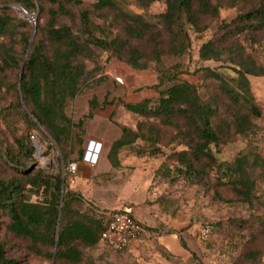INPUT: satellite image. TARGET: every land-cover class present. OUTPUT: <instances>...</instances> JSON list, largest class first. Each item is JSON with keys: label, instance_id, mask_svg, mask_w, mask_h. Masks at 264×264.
Returning <instances> with one entry per match:
<instances>
[{"label": "trees", "instance_id": "1", "mask_svg": "<svg viewBox=\"0 0 264 264\" xmlns=\"http://www.w3.org/2000/svg\"><path fill=\"white\" fill-rule=\"evenodd\" d=\"M138 1L148 6L158 0ZM163 1L165 9L157 16L159 28L145 22L140 15L123 12L116 0H95L90 9L81 8L77 14L72 9L86 6L85 0H9L26 15L38 14L32 35L23 40L20 73L14 85L17 108L30 130L40 132L42 128L47 133L61 155L63 166H67L73 152L81 160L82 151L80 148L74 151L73 144L75 140L78 147L81 145L84 119H91L93 110L111 103L98 105L91 99L87 115L77 122L68 114V105L80 94L82 83L90 75L85 63L93 60L97 51L135 71H144L148 63H154L158 75L156 86H163V92L153 108L149 100L121 104L136 122L134 128L121 126L119 137L110 144L106 158L111 168L118 167L117 156L121 150L130 149L136 157H151L160 154L163 145L175 144L182 149L166 157L169 162L162 164L175 166L162 165V178L181 177L197 182L203 179L204 182L208 173L216 170L225 181L222 185L229 187L243 203L251 204L255 188L253 175L258 172L264 178V159L256 153H246L231 162H219L214 151H219L232 136L251 133L253 121L262 120L247 80L248 76L259 75L257 67L237 39L247 37L255 44L264 33V0ZM234 8L236 17L228 24L219 25L224 33L203 43L198 50L202 62H219L226 57L225 61L235 67V87L216 72L201 70L206 79L216 81L218 93L229 104L222 112L218 97L201 100L196 86L178 79L177 71L172 75L163 73L160 59L165 41L169 55L179 57L187 53L190 40L186 26L200 32L203 19H218L221 10ZM111 14L114 21L122 24L123 32L112 37L108 27L92 20L93 16L108 22ZM9 33V22L0 15V37ZM143 42L151 47L150 56H144L140 48ZM3 50L14 60V48ZM173 69L178 70V65ZM30 138L27 133L14 139L15 148L2 154L8 164L22 167L15 170V176L0 179V215L6 217L4 234L25 242L31 256L50 264H81V250L100 245L108 213L95 218L88 212H74L71 202H81L82 198L59 175L32 172L24 166L23 161H32L36 151ZM32 197L37 200L31 201ZM180 243L185 248L181 239ZM6 255V242L0 240V264H15Z\"/></svg>", "mask_w": 264, "mask_h": 264}, {"label": "rangeland", "instance_id": "2", "mask_svg": "<svg viewBox=\"0 0 264 264\" xmlns=\"http://www.w3.org/2000/svg\"><path fill=\"white\" fill-rule=\"evenodd\" d=\"M94 1L85 0L86 6L73 8L72 12L77 14L81 8L90 9ZM116 1L123 12L140 15L153 26H158L157 16L165 9L163 0L148 6H143L138 0ZM0 15L7 19L11 31L0 37V179L11 178L16 175L15 170L22 169L8 164L2 154L7 149H14L13 140L27 133L34 137L30 139L36 151L33 160L23 161V165L32 172L44 171L59 175L62 179L63 163L59 151L42 128L40 132L28 128L17 108L18 94L14 85L20 73L23 40L32 35L38 14L26 15L9 0H0ZM236 15L235 8L221 10L218 19H203L200 32L186 26L190 40L187 53L179 57L169 55L168 43L165 41L164 54L160 59L163 73L172 75L177 71L178 79L196 86L201 100L218 97V106L222 112H225L229 104L218 93L216 81L206 79L201 70L214 71L226 83L235 87V67L225 61L226 57L219 62H202L198 58V50L203 43L221 36L224 30L219 29L220 23L228 24ZM112 16L108 22L92 16L95 23L108 27L111 37L123 33L122 24L114 21ZM237 40L244 48L245 55L257 67L259 75L248 76L247 80L262 120L253 121L251 133L232 136L219 151H214L219 162H231L239 154L246 153H256L264 159V33L258 36L255 44L250 43L247 37L240 36ZM13 48L16 50L14 60L7 57V52L3 50ZM140 48L144 56H150L151 47L146 42L141 43ZM107 56L97 51L93 60L85 63L90 75L82 83L80 94L67 107L68 114L77 122L87 115L91 99H95L98 105L111 102L102 109L93 110L91 119H84L80 147L74 140V151L80 148L82 155L88 139L102 141L103 148L97 165L90 168L85 177L77 173L74 185H67L82 198L81 202L73 200L70 208L80 214L88 212L95 218L116 210H128L144 227L145 233L117 253L101 245L81 250V264H264V178L259 177L258 172L253 175L255 188L252 203L245 204L229 187L222 185L225 181L221 172L216 170L210 171L204 182L203 179L197 182L181 177L162 178V165L169 168L175 166L162 164L169 162L166 157L182 149L175 144L163 145L161 153L151 157H136L130 149L121 150L117 156L118 167L111 168L106 158L110 144L119 137L121 126L134 128L136 122L135 117L123 109L121 104L149 100V106L153 108L164 87L156 86L158 75L154 63H148L144 71H135L114 58L107 59ZM175 65H178V70L173 69ZM117 77L123 83H117ZM103 78L106 80L98 81ZM75 157L73 152L67 164L80 163V159ZM36 200L35 197L31 198V201ZM5 222L6 217L0 215V240L6 242L9 261L15 264H50L31 256L25 242L5 235ZM206 229L208 234L201 237L200 232Z\"/></svg>", "mask_w": 264, "mask_h": 264}, {"label": "built area", "instance_id": "3", "mask_svg": "<svg viewBox=\"0 0 264 264\" xmlns=\"http://www.w3.org/2000/svg\"><path fill=\"white\" fill-rule=\"evenodd\" d=\"M117 83H123L122 79L115 78ZM31 139H34L31 136ZM103 144L100 141L88 139L80 163H70L63 166L62 180L68 186L74 185L75 176L78 172V164L88 167L97 165ZM145 233L144 227L136 221L127 210H116L108 213V221L105 231L101 234L99 243L111 252H120L126 249L131 242ZM208 234V230L200 232L201 237Z\"/></svg>", "mask_w": 264, "mask_h": 264}, {"label": "crops", "instance_id": "4", "mask_svg": "<svg viewBox=\"0 0 264 264\" xmlns=\"http://www.w3.org/2000/svg\"><path fill=\"white\" fill-rule=\"evenodd\" d=\"M97 141H100V140H97ZM100 142L103 144L102 141H100ZM90 168H93V167H88V166H86L84 164H78V172L77 173L81 177H85L86 174H88L90 172V170H89Z\"/></svg>", "mask_w": 264, "mask_h": 264}, {"label": "water", "instance_id": "5", "mask_svg": "<svg viewBox=\"0 0 264 264\" xmlns=\"http://www.w3.org/2000/svg\"><path fill=\"white\" fill-rule=\"evenodd\" d=\"M34 25V24H33Z\"/></svg>", "mask_w": 264, "mask_h": 264}]
</instances>
